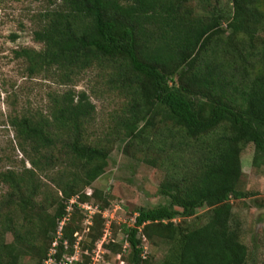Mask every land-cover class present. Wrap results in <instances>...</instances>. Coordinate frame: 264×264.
Wrapping results in <instances>:
<instances>
[{
  "label": "trees",
  "instance_id": "1",
  "mask_svg": "<svg viewBox=\"0 0 264 264\" xmlns=\"http://www.w3.org/2000/svg\"><path fill=\"white\" fill-rule=\"evenodd\" d=\"M188 2L59 0L40 12L33 38L41 48L14 51L29 75L45 73L62 84H71L93 66L114 67L133 100L122 122L126 138L136 135L140 122L143 133L157 122L168 135L169 126L175 129L163 144L168 142L182 163L170 164L158 188L168 202L138 208L133 223L122 226L126 264H149L142 239L153 242L156 237L172 243L160 264H245L248 255L238 225L231 222L230 201L251 194L237 188L246 144L254 148L251 165L264 167V38L259 40L264 0H231L228 17L216 11L195 15ZM94 111L84 91L67 90L51 97L45 114L9 117L30 168L0 173L9 189L0 204V264H18L23 258L58 264L63 241L72 253L70 218L47 257L67 214L66 203L76 195L80 202L89 199L84 188L109 158L107 146L84 138ZM58 143L74 167L53 152ZM158 158L144 162L156 166ZM56 164L58 176L51 179L60 197L49 204L38 174L47 175ZM91 197L101 201V210L108 204L98 189H92ZM202 207L203 224L183 229L174 222ZM6 233L12 235L9 242ZM99 237L97 232L92 240Z\"/></svg>",
  "mask_w": 264,
  "mask_h": 264
},
{
  "label": "rangeland",
  "instance_id": "2",
  "mask_svg": "<svg viewBox=\"0 0 264 264\" xmlns=\"http://www.w3.org/2000/svg\"><path fill=\"white\" fill-rule=\"evenodd\" d=\"M58 1L0 0V173L7 170L23 173L30 168L9 124L10 116L45 114L52 96L67 90L75 93L84 91L95 107L84 138L91 144L107 146L109 158L103 172L84 188L89 199L80 202L76 195L66 203L67 214L59 222L57 236L50 244L47 257L54 252V246L61 238L62 225L71 218L70 226L74 228L75 238L71 247L73 251L68 254L70 246L63 241L58 264H126L128 245L122 226L133 223L138 208L168 202L158 194V188L172 168L170 164L182 163L179 153L168 142L163 144L164 137L175 129L169 126L172 129L168 128L171 130L168 135L162 128L165 126L157 122L155 128L147 127L143 133L144 123L140 122L136 135L130 139L125 137L122 122L129 115L133 100L131 89L122 85V77L114 67L93 66L80 73L71 84H62L56 77L45 73H27L24 59L15 57L14 51L23 47L41 48L42 45L33 38V32L40 24V12ZM188 4L195 15L207 16L216 11L228 17L232 10L231 0H189ZM261 38H264V30L259 40ZM64 150L58 143L53 152L60 153L63 162L74 167ZM253 150L251 143L246 144L239 156L242 176L237 188L251 194L242 199H231V222L238 225L240 240L247 247L245 264H264V167L251 165ZM152 157H159L156 166L144 162L145 158ZM58 169L56 164L50 167L51 172L47 175L38 174L49 204L60 197L58 187L51 179L58 176ZM92 189L106 195L108 204L104 209L99 207L101 201L91 197ZM8 191L7 183L0 177V204ZM52 209L48 207V211ZM206 219V208L202 207L193 216L176 218L174 222L188 229L203 224ZM97 232H100V237L93 241L92 236ZM4 240L11 241L12 235L6 233ZM142 244L149 264H160L169 255L172 243L156 237L153 242L143 238ZM50 260L43 261V264L50 263ZM18 264L33 263L23 258Z\"/></svg>",
  "mask_w": 264,
  "mask_h": 264
},
{
  "label": "built area",
  "instance_id": "3",
  "mask_svg": "<svg viewBox=\"0 0 264 264\" xmlns=\"http://www.w3.org/2000/svg\"><path fill=\"white\" fill-rule=\"evenodd\" d=\"M51 261V260H50ZM47 264H49L48 262H46Z\"/></svg>",
  "mask_w": 264,
  "mask_h": 264
}]
</instances>
